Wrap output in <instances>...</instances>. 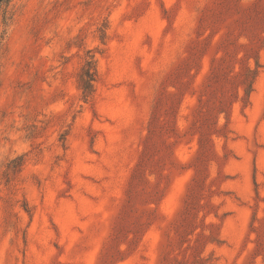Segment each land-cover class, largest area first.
<instances>
[{
	"label": "rangeland",
	"instance_id": "rangeland-1",
	"mask_svg": "<svg viewBox=\"0 0 264 264\" xmlns=\"http://www.w3.org/2000/svg\"><path fill=\"white\" fill-rule=\"evenodd\" d=\"M0 264H264V0H13Z\"/></svg>",
	"mask_w": 264,
	"mask_h": 264
},
{
	"label": "trees",
	"instance_id": "trees-1",
	"mask_svg": "<svg viewBox=\"0 0 264 264\" xmlns=\"http://www.w3.org/2000/svg\"><path fill=\"white\" fill-rule=\"evenodd\" d=\"M13 0H0V17L1 14L5 11L7 7L11 4ZM97 78V72L96 69L94 68V63L92 60L87 61V66L86 69L83 72L82 75V82H83V87L82 90L84 92L85 100L87 98H91L94 92V83Z\"/></svg>",
	"mask_w": 264,
	"mask_h": 264
}]
</instances>
